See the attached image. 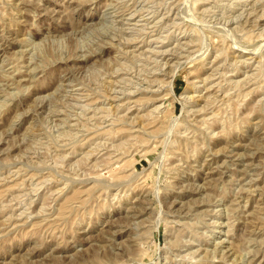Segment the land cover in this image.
Instances as JSON below:
<instances>
[{
    "label": "rangeland",
    "instance_id": "374dc122",
    "mask_svg": "<svg viewBox=\"0 0 264 264\" xmlns=\"http://www.w3.org/2000/svg\"><path fill=\"white\" fill-rule=\"evenodd\" d=\"M0 264H264V0H0Z\"/></svg>",
    "mask_w": 264,
    "mask_h": 264
},
{
    "label": "bare ground",
    "instance_id": "6f19581e",
    "mask_svg": "<svg viewBox=\"0 0 264 264\" xmlns=\"http://www.w3.org/2000/svg\"><path fill=\"white\" fill-rule=\"evenodd\" d=\"M134 15V14H133Z\"/></svg>",
    "mask_w": 264,
    "mask_h": 264
}]
</instances>
